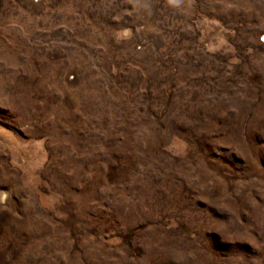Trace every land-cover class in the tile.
<instances>
[{"label": "rangeland", "instance_id": "obj_1", "mask_svg": "<svg viewBox=\"0 0 264 264\" xmlns=\"http://www.w3.org/2000/svg\"><path fill=\"white\" fill-rule=\"evenodd\" d=\"M0 264H264V0H0Z\"/></svg>", "mask_w": 264, "mask_h": 264}, {"label": "bare ground", "instance_id": "obj_2", "mask_svg": "<svg viewBox=\"0 0 264 264\" xmlns=\"http://www.w3.org/2000/svg\"><path fill=\"white\" fill-rule=\"evenodd\" d=\"M9 200V199H8Z\"/></svg>", "mask_w": 264, "mask_h": 264}]
</instances>
